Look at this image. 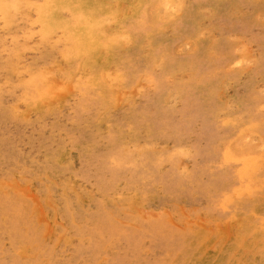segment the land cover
<instances>
[{
  "label": "rangeland",
  "instance_id": "obj_1",
  "mask_svg": "<svg viewBox=\"0 0 264 264\" xmlns=\"http://www.w3.org/2000/svg\"><path fill=\"white\" fill-rule=\"evenodd\" d=\"M0 264H264V0H0Z\"/></svg>",
  "mask_w": 264,
  "mask_h": 264
}]
</instances>
